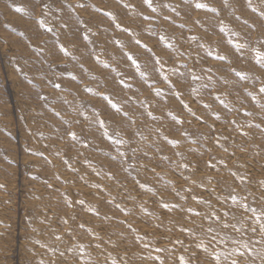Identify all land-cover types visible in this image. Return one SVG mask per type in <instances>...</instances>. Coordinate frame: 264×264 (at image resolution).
Listing matches in <instances>:
<instances>
[{"label":"rangeland","instance_id":"obj_1","mask_svg":"<svg viewBox=\"0 0 264 264\" xmlns=\"http://www.w3.org/2000/svg\"><path fill=\"white\" fill-rule=\"evenodd\" d=\"M233 261L264 264V0H0V264Z\"/></svg>","mask_w":264,"mask_h":264},{"label":"snow or ice","instance_id":"obj_2","mask_svg":"<svg viewBox=\"0 0 264 264\" xmlns=\"http://www.w3.org/2000/svg\"><path fill=\"white\" fill-rule=\"evenodd\" d=\"M145 2L148 3L149 0H145ZM196 6H197V7H205V5H202V4H197ZM57 87H58V85H57ZM209 231H211V229H209ZM233 264H236V262L233 261Z\"/></svg>","mask_w":264,"mask_h":264}]
</instances>
